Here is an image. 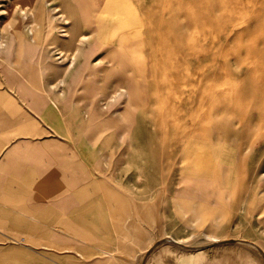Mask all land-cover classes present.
Here are the masks:
<instances>
[{"label": "rangeland", "instance_id": "374dc122", "mask_svg": "<svg viewBox=\"0 0 264 264\" xmlns=\"http://www.w3.org/2000/svg\"><path fill=\"white\" fill-rule=\"evenodd\" d=\"M251 1L99 0L93 13L99 50L113 40L112 57L88 61L78 78L81 95L97 101L99 114L113 115L115 158L129 148L116 171L120 190L146 200L160 194L158 264H264V218L255 216L264 155H249L257 137H239L249 127L240 120L264 117V59H257L264 52V12ZM68 73L63 82L72 78ZM213 98L221 107L209 104ZM256 128L263 138L264 126ZM106 131L99 130V142ZM159 169L161 183H154ZM141 178L145 183H137ZM236 179L245 184L223 185Z\"/></svg>", "mask_w": 264, "mask_h": 264}, {"label": "crops", "instance_id": "0c3cea01", "mask_svg": "<svg viewBox=\"0 0 264 264\" xmlns=\"http://www.w3.org/2000/svg\"><path fill=\"white\" fill-rule=\"evenodd\" d=\"M251 5L264 12V0ZM98 6L99 0H0V264H158L163 254L160 194L146 200L120 190L116 171L129 148L115 158L113 115L99 114L97 101L81 95L78 78L88 61L112 57L113 40L99 50ZM66 59L79 61L73 73ZM67 72L72 78L63 82ZM239 122L249 126L240 139L257 137L249 155H264V137L252 129L264 126V117ZM154 183H161L160 169ZM259 196L255 216L263 219Z\"/></svg>", "mask_w": 264, "mask_h": 264}, {"label": "bare ground", "instance_id": "6f19581e", "mask_svg": "<svg viewBox=\"0 0 264 264\" xmlns=\"http://www.w3.org/2000/svg\"><path fill=\"white\" fill-rule=\"evenodd\" d=\"M116 1H119V0H116ZM107 2H108V0H107ZM105 3H106V2H105ZM124 3H125V2H124ZM108 4H109V3H108ZM116 4H117V3H116ZM112 5H113V4H112ZM121 5H122V4H121ZM121 5H120V6H121ZM105 7H106V5H105ZM107 7H108V5H107ZM107 9H108V8H107ZM117 9H119V8H117ZM117 9H116V10H117ZM117 11H118V10H117ZM168 28H169V27H168ZM168 28H167V29H168ZM77 33H78V31H77ZM121 37H122V36H121ZM121 37H120V38H121ZM123 42H124V41H123ZM174 42H175V41H174ZM174 42L171 41V43H174ZM150 46H151V45H150ZM156 47H157V46H156ZM151 48H152V47H151ZM125 50H126V49H125ZM154 51H155V50H154ZM128 54H129V53H128ZM155 54H156V53H155ZM72 59H73V58H72ZM72 62H74V61L72 60V61H71V64H72ZM160 63H161V62H160ZM71 64H70V65H71ZM158 64H159V63H158ZM171 64H172V63H171ZM171 64H170V65H171ZM74 65H75V64H74ZM135 72H136V71H135ZM263 73H264V72H263ZM152 74H153V73H152ZM152 76H153V75H152ZM154 79H155V78H154ZM154 81H155V80H154ZM127 85H128V84H127ZM237 85H238V84H237ZM128 86L130 87L131 85H128ZM219 95H220V94H219ZM223 96H224V95H223ZM158 97H159V96H158ZM187 98H188V97H187ZM220 98H221V97H220ZM220 98H216V99L213 98L212 100H210L211 103H209V104H213V105H217V107H221V104H220V103H217L218 101H220ZM222 99H223V98H222ZM213 100H214V101H213ZM224 100H226V99H224ZM229 102H230V101H229ZM250 103H251V102H250ZM229 104H230V103H229ZM203 107H204V106H203ZM203 107H201V108H203ZM222 108H223V107H222ZM204 109H205V108H203V110H204ZM156 110H157V109H156ZM203 110H202L201 113L205 116V118H206V120H207V118H210V115H208V114L205 112V110H204V111H203ZM195 113H196V112H194V114H195ZM194 114H193V115H194ZM191 115H192V114H191ZM195 115H196V114H195ZM195 115H194V116H195ZM185 119H186V118H185ZM203 120H204V119H203ZM259 121H260V120H259ZM202 124H203V123H202ZM200 127H202V126H200ZM197 128H198V127H197ZM182 129H183V128H182ZM204 129H205V127H204ZM186 130H187V129H186ZM200 131H201V130H200ZM202 133H203V132H202ZM205 135H207V133H205ZM205 137H206V136H205ZM196 138H197V137H196ZM202 138H203V137H202ZM220 163H221V162H220ZM215 169H216V168H215ZM238 182H239V181H238ZM243 184H245V183H223L224 186H229V185L232 186V185H233V186H235V187H241ZM230 186H229V187H230ZM252 194H253V193H252ZM251 197H252V196H251ZM260 198H261V197H260ZM225 200H226V199H225ZM249 202H250V201H249ZM194 205H195V203H194ZM258 205H259V204H258ZM248 206H249V205H248ZM188 261H189V262H192V261H191V258H190Z\"/></svg>", "mask_w": 264, "mask_h": 264}]
</instances>
